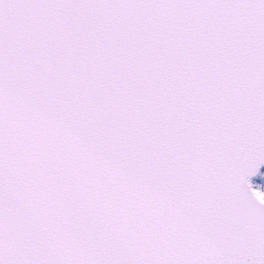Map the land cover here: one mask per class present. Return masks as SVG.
<instances>
[{
	"label": "snow or ice",
	"instance_id": "snow-or-ice-1",
	"mask_svg": "<svg viewBox=\"0 0 264 264\" xmlns=\"http://www.w3.org/2000/svg\"><path fill=\"white\" fill-rule=\"evenodd\" d=\"M0 264H264V0H0Z\"/></svg>",
	"mask_w": 264,
	"mask_h": 264
}]
</instances>
